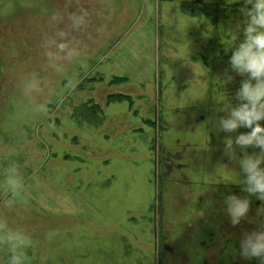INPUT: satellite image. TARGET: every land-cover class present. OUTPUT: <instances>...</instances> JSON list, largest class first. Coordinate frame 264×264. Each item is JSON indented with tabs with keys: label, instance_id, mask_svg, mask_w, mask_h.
I'll use <instances>...</instances> for the list:
<instances>
[{
	"label": "rangeland",
	"instance_id": "1",
	"mask_svg": "<svg viewBox=\"0 0 264 264\" xmlns=\"http://www.w3.org/2000/svg\"><path fill=\"white\" fill-rule=\"evenodd\" d=\"M242 7L0 0V215L32 237L27 264H259L238 254L257 223L229 222L224 197L247 193L223 156L228 134L212 130L225 96L238 103L243 77L218 78ZM12 164L25 189L5 208ZM9 257L0 247V264Z\"/></svg>",
	"mask_w": 264,
	"mask_h": 264
},
{
	"label": "clouds",
	"instance_id": "2",
	"mask_svg": "<svg viewBox=\"0 0 264 264\" xmlns=\"http://www.w3.org/2000/svg\"><path fill=\"white\" fill-rule=\"evenodd\" d=\"M244 19L237 22L229 31L235 42L229 59V67L224 70L223 78H218L223 86L233 80L230 73L243 77L235 93L233 105L225 96L216 111L218 116L213 132L228 134L221 139L223 156L239 165L243 179L239 180L246 197L227 195L223 204L230 224L235 227L242 220L256 222L257 227L242 233L239 243V256L245 260L256 259L264 264V0H243L241 9ZM242 33V39L240 38ZM239 40V43L236 41ZM24 90L30 96L40 90V81L35 74L25 79ZM41 110L47 114L46 105ZM238 129L248 131L233 136ZM248 149H258L249 154ZM241 154L237 155V152ZM23 176L17 165L12 164L4 173L3 205L12 208L17 197L24 192ZM250 197L261 202L257 208V221L250 220ZM32 245V237L24 230L10 226L6 215H0V247L10 253L8 264H27L25 250Z\"/></svg>",
	"mask_w": 264,
	"mask_h": 264
},
{
	"label": "trees",
	"instance_id": "3",
	"mask_svg": "<svg viewBox=\"0 0 264 264\" xmlns=\"http://www.w3.org/2000/svg\"><path fill=\"white\" fill-rule=\"evenodd\" d=\"M123 98H124V97L119 96V95L113 97L114 100H122Z\"/></svg>",
	"mask_w": 264,
	"mask_h": 264
}]
</instances>
